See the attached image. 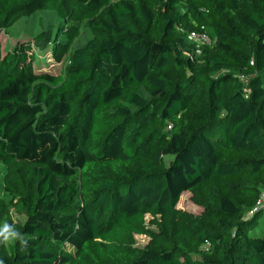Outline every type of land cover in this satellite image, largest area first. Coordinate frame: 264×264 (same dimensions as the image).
I'll list each match as a JSON object with an SVG mask.
<instances>
[{"label":"trees","instance_id":"trees-1","mask_svg":"<svg viewBox=\"0 0 264 264\" xmlns=\"http://www.w3.org/2000/svg\"><path fill=\"white\" fill-rule=\"evenodd\" d=\"M44 10L64 19L56 43L80 25L91 37L61 74L35 71L29 46L3 56L0 39V160L16 179L0 228L18 231L11 207L27 215L26 246L0 243V260L264 264V208L251 213L264 187V0H0V35ZM192 32L217 42L186 55ZM185 191L199 214L178 207Z\"/></svg>","mask_w":264,"mask_h":264},{"label":"rangeland","instance_id":"rangeland-1","mask_svg":"<svg viewBox=\"0 0 264 264\" xmlns=\"http://www.w3.org/2000/svg\"><path fill=\"white\" fill-rule=\"evenodd\" d=\"M66 20V19H65ZM64 22V19L58 15V13H53L49 10L39 11L25 15L18 19L8 30L3 31L0 35L2 42V53L3 56L15 52L17 50L23 49L25 46L31 48L28 56H34L33 69L37 72H49L51 74H61L64 72L65 66L67 65L70 57V53L78 45L85 43L90 37L91 32L82 27L77 29L79 35L72 38L70 34L63 39V43H56L55 40L59 39L62 32L59 34L57 31V26ZM42 32H51L50 40L53 43H48L47 47H39V43L36 37ZM68 39L70 41H68ZM189 47L194 49V51H185L186 55L193 54L194 52H199L200 46L202 45L198 38L189 36ZM21 48V49H20ZM191 52V53H190ZM30 60V59H29ZM0 219L5 215V210L7 203L11 194L7 189L9 181L14 183L16 179L13 180L9 176V169L7 165L0 160ZM17 176L19 180L23 179L28 182L32 174V168L26 164L18 165L16 168ZM178 207L191 214H199L201 207L194 202L192 193L185 191L182 193ZM264 214V211H263ZM152 216L147 215L146 225L154 230H158V226L151 221ZM27 220V215L25 213L19 212L15 207L10 208V218L9 222L16 226L18 232L20 233L22 226ZM135 245L139 247H145L150 242V238L146 235H136ZM15 243V242H14ZM14 243L7 244L8 249L14 245ZM65 250L73 251V247L69 245H64ZM207 247L202 248V253ZM11 251V250H10ZM201 257V254L195 255V258Z\"/></svg>","mask_w":264,"mask_h":264},{"label":"clouds","instance_id":"clouds-1","mask_svg":"<svg viewBox=\"0 0 264 264\" xmlns=\"http://www.w3.org/2000/svg\"><path fill=\"white\" fill-rule=\"evenodd\" d=\"M19 241L21 245L26 246L27 241L18 231H16L11 225L5 223L2 228H0V243L9 244ZM0 264H4L0 260Z\"/></svg>","mask_w":264,"mask_h":264},{"label":"built area","instance_id":"built-area-1","mask_svg":"<svg viewBox=\"0 0 264 264\" xmlns=\"http://www.w3.org/2000/svg\"><path fill=\"white\" fill-rule=\"evenodd\" d=\"M190 37H196V38L199 39V41H200L201 44L208 45V46H214L216 44V42H217L216 39L215 40H212L208 36V34H206V33L198 34L196 32H192V33H190ZM242 80L245 83H248V77L247 76H244L243 75ZM263 208H264V187L262 188V191H261L260 198L258 200L257 206H256V208L253 211H251V213L256 212V211H258L260 209H263Z\"/></svg>","mask_w":264,"mask_h":264}]
</instances>
